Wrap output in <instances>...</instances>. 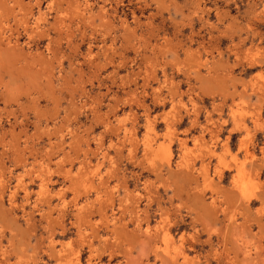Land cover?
Here are the masks:
<instances>
[{
  "label": "rangeland",
  "instance_id": "rangeland-1",
  "mask_svg": "<svg viewBox=\"0 0 264 264\" xmlns=\"http://www.w3.org/2000/svg\"><path fill=\"white\" fill-rule=\"evenodd\" d=\"M0 264H264V0H0Z\"/></svg>",
  "mask_w": 264,
  "mask_h": 264
},
{
  "label": "bare ground",
  "instance_id": "bare-ground-1",
  "mask_svg": "<svg viewBox=\"0 0 264 264\" xmlns=\"http://www.w3.org/2000/svg\"><path fill=\"white\" fill-rule=\"evenodd\" d=\"M176 258V257H175Z\"/></svg>",
  "mask_w": 264,
  "mask_h": 264
}]
</instances>
